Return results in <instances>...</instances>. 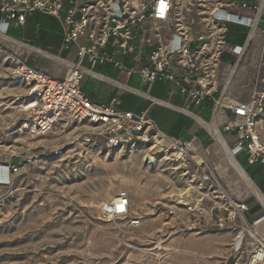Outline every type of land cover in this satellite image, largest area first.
Returning <instances> with one entry per match:
<instances>
[{"label":"built area","instance_id":"2783aa9c","mask_svg":"<svg viewBox=\"0 0 264 264\" xmlns=\"http://www.w3.org/2000/svg\"><path fill=\"white\" fill-rule=\"evenodd\" d=\"M65 2L69 7L61 16ZM34 11L60 21L64 47L76 45L78 61L59 59L68 70L62 79H55L0 47L11 61V80L25 87L24 93L15 97L20 102L16 111L22 119L19 131L32 139L50 135L58 138L50 148L26 157L23 164L60 157L72 152L73 146L86 153L115 154L150 144V148L156 147L177 161L188 176L187 185L194 184L204 194L200 201L204 198L212 202V209L220 215L216 226L234 233L229 264H264V240L252 230L264 216L251 223L244 218L247 205L232 199L221 187L219 174L196 155L193 144L166 136L145 114L116 110V99L98 105L80 91L82 78L91 72L81 62L86 60L90 68L113 62L121 69L102 49L114 38L119 52L131 50V29L140 25V43L152 47L149 67L138 70L140 79L180 85L167 72L169 58L174 57L186 75V85L180 92L187 94L191 103L199 105L218 93L214 108L224 118L223 131L232 134L233 142L227 145L236 161L264 165V0H0V33L6 34L11 21L23 23L25 16ZM229 26L237 29V36H243L241 43L227 41ZM80 39L86 43H80ZM224 55L230 59L223 61ZM246 68L251 71L247 75L251 88L242 100L230 88ZM19 164L0 168L13 175L21 169ZM227 168L222 171L224 177ZM98 213L106 221H126L130 227L140 221L131 212L125 191L100 202Z\"/></svg>","mask_w":264,"mask_h":264},{"label":"rangeland","instance_id":"374dc122","mask_svg":"<svg viewBox=\"0 0 264 264\" xmlns=\"http://www.w3.org/2000/svg\"><path fill=\"white\" fill-rule=\"evenodd\" d=\"M10 68V59L0 51V167L13 165L14 159L21 167L8 174V181L0 178V264L230 263L234 233L216 226L220 215L211 201L198 203L201 191L196 189L186 202L170 197L186 189L188 176L169 154L150 144L115 154L86 153L73 146L60 157L23 164L26 157L52 146L33 143L53 135L32 139L19 131L22 119L15 97L25 87L11 80ZM250 73L246 68L241 77L243 97L251 88ZM261 128L264 134V120ZM216 150L208 162L221 187L263 216L262 207L246 195L230 168L224 177L227 165ZM121 191L128 193L131 212L139 216L137 226L106 221L98 213L100 202ZM248 213L251 223L255 219ZM258 232L264 237V223Z\"/></svg>","mask_w":264,"mask_h":264},{"label":"crops","instance_id":"0c3cea01","mask_svg":"<svg viewBox=\"0 0 264 264\" xmlns=\"http://www.w3.org/2000/svg\"><path fill=\"white\" fill-rule=\"evenodd\" d=\"M68 7L69 5L65 2L61 16L65 15ZM1 18L2 13L0 12V20ZM140 28V25L132 27L131 38L128 40L131 50L126 53L119 52L117 40L114 38H110L102 49L114 62L122 66L121 69L116 67L113 62L97 64L91 68L86 60L81 62L94 74H87L82 78L81 93L98 105H108L116 99L118 102L114 107L116 110L145 114L166 136L180 142L193 144L196 148V155L208 161L212 158V154L218 153L217 146L208 131L198 123L196 118L210 122L215 117L226 143L233 142L232 134L223 131L224 118L214 108L218 93H214L211 98H205L199 105L191 103L187 94L180 92V88L186 85L184 82L186 75L177 67L174 57L169 58L167 72L172 73L175 81H178L180 85L161 79L152 83L143 82L138 70L149 67L152 47L140 43ZM61 33L62 25L57 18L45 12L34 11L25 16L23 23L11 21L6 34H4V37L21 45L0 36V47L7 51L15 49L32 68L55 79H62L67 73L68 67L59 59L77 62L78 58L77 46L72 45L69 49H65ZM79 42L84 44L86 40L80 39ZM15 50L13 52L17 54ZM33 57V64L30 65L29 61H32ZM223 57V61L230 59L227 55ZM242 74L243 72L230 90L232 94L244 100L247 96L241 95ZM228 116H232L231 112H228ZM259 180L264 185V181ZM247 206L249 210L244 213L246 220L250 217L249 211L255 220L262 217L258 215L259 210L252 211L251 204L247 203Z\"/></svg>","mask_w":264,"mask_h":264},{"label":"bare ground","instance_id":"6f19581e","mask_svg":"<svg viewBox=\"0 0 264 264\" xmlns=\"http://www.w3.org/2000/svg\"><path fill=\"white\" fill-rule=\"evenodd\" d=\"M0 33V36L5 39L8 40L12 43H15L17 45H21L9 38L4 37V35ZM24 47V46H23ZM89 74H92L91 72H89ZM217 119V118H216ZM196 120L198 121V123L203 126L209 133V135L212 137V139L214 140L219 152L222 154L224 161L226 163V165L229 166V168L233 171V173L235 174V176L238 178V182L244 186L246 195H250L252 196L255 201L264 209V195L260 192L259 188L255 185V183L249 178V176L245 173V171L242 169V167L239 165V163L236 161L235 157L233 156L231 149L229 148V146L227 145V141H225L224 137L222 136L218 124L215 120V117L210 121V122H204L198 118H196ZM219 120V119H218ZM58 138L56 137H52L50 139H40L37 140L35 143L33 144H44V143H54ZM157 144H160L159 141H156ZM30 144V143H29ZM32 145V144H30ZM37 145V144H36ZM33 146V145H32ZM175 159L177 158V155L174 156ZM0 178L2 180H6L8 178V175L6 173L5 169H1L0 168ZM137 189L139 190L140 188L137 187ZM190 192H194L197 193V190L195 189V187H193L191 184L187 185L185 190H181L179 191L178 194H175L173 196L170 197H175L177 200H181L180 202H186L187 199L189 197H191ZM200 200H198L199 203ZM179 202V203H180ZM138 215V214H135ZM264 216V215H263ZM139 217V216H138ZM264 222V218L262 220H260L259 222H257L254 225V229H253V233L261 238L262 240H264V237L262 235L259 234L258 232V226ZM159 245V244H158ZM156 246L157 249L161 250L163 248H161L160 246ZM147 251H151V250H147ZM167 251V249H166ZM170 251V250H169ZM168 251V252H169ZM158 256V255H157Z\"/></svg>","mask_w":264,"mask_h":264},{"label":"trees","instance_id":"16d2710c","mask_svg":"<svg viewBox=\"0 0 264 264\" xmlns=\"http://www.w3.org/2000/svg\"><path fill=\"white\" fill-rule=\"evenodd\" d=\"M236 33H237V29L234 26H229V33L227 35V41L230 43H241L243 40V37L237 36ZM241 37H242V40L240 41ZM13 163L17 164L18 160L14 159ZM239 163L243 167L247 175L251 178V180L259 188V190H261V193L264 195V192H263L264 185L261 183V180H259V179H262L264 181V165L259 164V163L254 164V165H249L243 159H240Z\"/></svg>","mask_w":264,"mask_h":264}]
</instances>
